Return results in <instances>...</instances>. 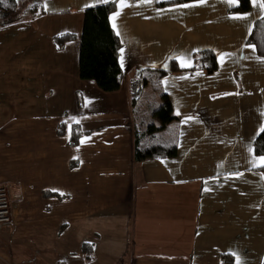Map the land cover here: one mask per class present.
Here are the masks:
<instances>
[{"label": "crops", "instance_id": "crops-1", "mask_svg": "<svg viewBox=\"0 0 264 264\" xmlns=\"http://www.w3.org/2000/svg\"><path fill=\"white\" fill-rule=\"evenodd\" d=\"M113 1L124 80L105 93L114 94L110 110L54 104L56 93H104L79 77L78 40L54 45V63H35L34 46L0 51V185L22 191L12 224L0 227V264H264V164L253 149L264 128V58L247 44L264 0L241 14L231 11L238 0H45L39 18L82 26L87 8ZM70 28L60 33H81ZM207 50L218 71H188ZM172 62L183 71L171 73ZM161 70L160 104L166 94L178 117L162 135L178 154L137 163L133 84ZM123 85L129 93L118 98ZM73 125L87 133L77 146Z\"/></svg>", "mask_w": 264, "mask_h": 264}, {"label": "trees", "instance_id": "trees-1", "mask_svg": "<svg viewBox=\"0 0 264 264\" xmlns=\"http://www.w3.org/2000/svg\"><path fill=\"white\" fill-rule=\"evenodd\" d=\"M45 0H34L25 12H21V0H0V26L12 24L18 20L31 19L34 20L41 16L44 12L43 3ZM193 0H176L170 3L189 2ZM239 7L232 9L234 13H246L251 10L250 0H238ZM169 4V3H166ZM118 2L113 1L108 4L99 5L97 7L87 8L83 12V28L80 34L65 32V34L55 35L53 38L54 45L58 49H63L68 43L79 41V77L83 81H93L98 89L105 93H115L119 91L123 83V70L120 66V51L123 44L117 32L111 24V15L118 8ZM247 44L257 50L258 56L264 58V17L256 20L253 24V30L248 37ZM194 67L187 69L188 71H203L206 74H214L219 69V63L214 51L207 50L199 52L195 55ZM173 72L183 71L179 66L172 62ZM168 75L167 71L161 70L158 73L145 72L141 75V79L133 84V101L135 103V123L136 127V151L134 159L137 163L158 160L164 158H175L178 154L177 141L174 137L168 138L164 136L162 140L149 143L148 140L158 132L167 129L169 125L178 119L172 110V103L166 94H162V104L157 110H153L152 117L157 118L159 122L149 126L148 131L141 129L144 122L138 120L137 107L142 103L143 93L147 91L149 86L152 94L148 99L154 101L157 105L156 95L162 91L161 82ZM142 93V95H141ZM152 98V99H151ZM154 121V120H153ZM156 123V122H153ZM264 129V128H263ZM67 127L64 124L59 125L58 133L60 136L66 135ZM152 136H149V134ZM87 133L83 132L82 127L73 125L70 134L69 146H77L81 141V137ZM154 136V138H155ZM176 137V136H175ZM149 138V139H148ZM177 138V137H176ZM148 139V140H147ZM254 154L264 157V131L258 134L254 140ZM76 164L73 163V167ZM264 173V166L259 168ZM83 254L88 261L94 259V246L90 243L83 244Z\"/></svg>", "mask_w": 264, "mask_h": 264}, {"label": "rangeland", "instance_id": "rangeland-1", "mask_svg": "<svg viewBox=\"0 0 264 264\" xmlns=\"http://www.w3.org/2000/svg\"><path fill=\"white\" fill-rule=\"evenodd\" d=\"M34 0H21V9L20 11L23 13L25 10L29 8V5L33 2ZM78 21L73 19L71 16L69 17H64V18H53V19H40L37 17L34 20H31L30 18L28 19L27 23H19V22H14L12 24H6V26H0V51L7 50V48H12V49H18L24 48V47H30L34 46L37 50L34 51L33 55H36V52H39V57H32L35 63L40 62H56L55 58H60L57 54V49L54 48V34L57 32V34H61L60 30L65 29V25L68 24L71 28L72 31L81 32L83 24H77ZM72 24V25H71ZM25 27V31L22 30V28ZM31 32H34L35 34V40L34 43H31L30 40L32 39ZM43 34L44 37L42 39H39V35ZM33 40V39H32ZM31 40V41H32ZM27 42H30L28 45ZM74 44V43H71ZM56 47V46H55ZM56 49V50H55ZM72 49H69V56L71 57V60L77 57V52L76 50L74 52L71 51ZM56 51V52H55ZM93 84V83H92ZM129 87V86H128ZM128 87L126 88V85H123V91H121L118 95V98H121V96H125L129 93ZM134 92V90H133ZM103 94L102 97H99L98 95H95L93 93H83L79 92L77 93L73 98H70L68 100H62L61 95L56 93L55 97L56 100L54 104L58 108V111H69L73 113H79L81 112H92L93 110L96 111H104L105 110H110V107L112 108V95L114 94ZM99 94V95H100ZM152 94V90H147L146 92L143 93L144 99L142 100V103H139V106L137 107V112L138 113V120H140L143 123V126H140L141 129H144L146 132L148 131L149 126L152 124H157L159 120L157 118L152 117L153 115V110H157L161 106V100H159L160 94L156 95V98L158 97V102L157 105L153 104L154 101L148 99V97ZM111 95V96H110ZM133 95V94H132ZM142 95V93H141ZM109 97V98H108ZM114 97V96H113ZM102 98V102H100V99ZM108 99V100H107ZM111 99V100H110ZM152 99V98H151ZM118 100V99H117ZM121 101V99H120ZM98 102V103H97ZM61 105H60V104ZM41 104H52V101L44 97L41 100ZM155 120L156 123H153ZM149 134V133H148ZM149 136H152L149 134ZM155 136V135H154ZM154 136L148 140L149 143L155 142V140L160 141L163 139L164 136H167V134L162 135V132H158L157 136ZM169 136V135H168ZM15 190H17L16 187H13ZM11 196V195H10ZM13 196H11V199L13 200Z\"/></svg>", "mask_w": 264, "mask_h": 264}, {"label": "built area", "instance_id": "built-area-1", "mask_svg": "<svg viewBox=\"0 0 264 264\" xmlns=\"http://www.w3.org/2000/svg\"><path fill=\"white\" fill-rule=\"evenodd\" d=\"M21 189H10L6 185H0V227L10 225L13 221L12 203L14 198L21 197ZM11 195V196H10Z\"/></svg>", "mask_w": 264, "mask_h": 264}, {"label": "snow or ice", "instance_id": "snow-or-ice-1", "mask_svg": "<svg viewBox=\"0 0 264 264\" xmlns=\"http://www.w3.org/2000/svg\"><path fill=\"white\" fill-rule=\"evenodd\" d=\"M150 2V0H149ZM201 3L205 2V0H200ZM228 2L231 4V3H235V0H228ZM123 6V5H122ZM187 6V5H186ZM260 7L264 8V4H260L259 5ZM238 19H243L244 17H236ZM113 20H115V17H113ZM115 26V24L113 25ZM223 59V57H222ZM262 131H264V129H262ZM261 163L264 164V157L261 158Z\"/></svg>", "mask_w": 264, "mask_h": 264}]
</instances>
